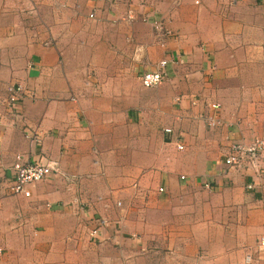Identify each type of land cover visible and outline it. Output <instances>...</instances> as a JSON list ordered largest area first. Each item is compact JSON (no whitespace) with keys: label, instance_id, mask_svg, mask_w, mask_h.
Here are the masks:
<instances>
[{"label":"crops","instance_id":"crops-1","mask_svg":"<svg viewBox=\"0 0 264 264\" xmlns=\"http://www.w3.org/2000/svg\"><path fill=\"white\" fill-rule=\"evenodd\" d=\"M143 15L176 38L157 46ZM256 135L264 0H0V264H264V152L222 164ZM15 155L58 172L10 194Z\"/></svg>","mask_w":264,"mask_h":264},{"label":"built area","instance_id":"built-area-1","mask_svg":"<svg viewBox=\"0 0 264 264\" xmlns=\"http://www.w3.org/2000/svg\"><path fill=\"white\" fill-rule=\"evenodd\" d=\"M92 14L89 13L88 17ZM128 19H131V12L127 15ZM138 21L149 25L154 43L157 46L163 47L166 39H175L176 36L166 28L162 21L155 18H148L146 15L138 17ZM183 64V59L179 54H172L166 58L158 60L153 64V67L149 71H145L139 74L138 83L140 87L144 89L154 88L166 79V67L167 65L179 67ZM24 95L19 84H15L7 87L6 104L8 107L18 101ZM180 96L174 97L175 102H179ZM196 98L190 100V104L193 105L196 102ZM206 113L201 116L202 121L208 127H216L220 124L218 118L219 105L217 103H206ZM164 133H168V128H163ZM176 149H180V145H175ZM225 153L222 155V164L228 168L235 169H251L254 172L258 171V160L260 155L264 152V135H256L251 138L248 143L230 142L226 147ZM11 182L7 190L10 194H20L27 196V187L41 182L51 175L57 174V163L51 159L42 158L41 161H30L26 158H22L20 155H15L10 165ZM250 186H246L249 188ZM264 244V237H258L257 245ZM249 257H245V261H248Z\"/></svg>","mask_w":264,"mask_h":264}]
</instances>
